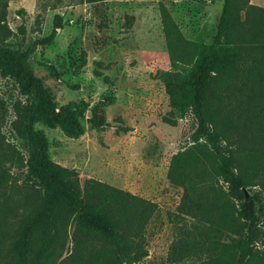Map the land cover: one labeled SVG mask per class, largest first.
Masks as SVG:
<instances>
[{
	"label": "rangeland",
	"instance_id": "obj_1",
	"mask_svg": "<svg viewBox=\"0 0 264 264\" xmlns=\"http://www.w3.org/2000/svg\"><path fill=\"white\" fill-rule=\"evenodd\" d=\"M239 1L240 5L264 7V0ZM142 4L133 8L119 0H0V8L6 6L5 23L14 33L7 45L15 51L23 52L33 41L47 36L56 16L61 17L53 42L38 45L26 63L42 81L55 111L73 110L83 127L82 134L73 136L58 125L34 123L33 137L41 133L44 141L32 153L33 139L24 137L21 123L31 96L0 71V201L6 200L12 208L7 216L2 207L0 226L14 220V211L18 218L17 186L29 165L39 164L37 156L43 153L46 159L76 169L82 187L87 179H96L156 204L144 232L148 255L139 264H192L206 257L204 234L208 228L200 214H193L198 193L191 199L184 185L194 180L199 184L195 172L212 171L213 165L206 160L212 147L204 139L194 141L198 123L191 111L182 117L170 114L165 81L181 72L172 62L193 60L187 40L213 41L222 0ZM162 9L176 25L170 36L164 31ZM131 12L135 13L132 19ZM243 15L240 10V18ZM21 27L24 33H20ZM221 82L215 81L213 91L225 97L227 106L233 98H227L230 93ZM239 88L232 92L242 100L246 94ZM240 110L237 107L232 117ZM92 115L107 125L96 126L90 120ZM165 118L175 120V125ZM217 141L226 145L220 138ZM20 159H24V167H20ZM208 180L218 190H226L220 177ZM245 192L248 197L258 193L255 211L259 222H264V190L253 186ZM204 197L209 200L211 195ZM72 231L71 224L60 259L70 255ZM208 232L214 236L213 231Z\"/></svg>",
	"mask_w": 264,
	"mask_h": 264
},
{
	"label": "trees",
	"instance_id": "obj_2",
	"mask_svg": "<svg viewBox=\"0 0 264 264\" xmlns=\"http://www.w3.org/2000/svg\"><path fill=\"white\" fill-rule=\"evenodd\" d=\"M240 2L222 0L213 41L187 40L193 60L186 64L172 62L181 72L165 81L170 114L182 117L191 111L198 123L194 141L204 139L212 147L206 157L213 165L212 171L195 172L199 184L194 180L184 185L191 199L198 193L193 214H200L199 219L204 218L208 228L204 234L206 257L192 264H264V222H259L255 211L259 195L256 192L248 197L245 192L253 186L264 190V7ZM5 7L0 8V71L13 77L31 96L21 123L24 137L33 139V153L44 141L41 133L33 137L34 123L58 125L73 136L82 134L83 127L73 110L55 111L42 81L26 63L38 45L53 42L62 25L61 17L56 16L47 36L36 39L23 52L15 51L7 45L14 33L5 23ZM240 10H244L243 18ZM161 20L167 36L172 35L176 25L165 9ZM19 30L24 33L22 27ZM216 80L229 91L227 98H233L230 105L225 106V97L213 91ZM239 86L246 94L242 100L232 92ZM237 107L241 110L232 117ZM90 120L96 126L107 125L94 115ZM165 120L171 125L176 123ZM217 138L226 145H219ZM44 156H37L39 164L31 163L24 186H17L18 218L14 211L15 221L0 226V264H67V260L70 264H139L148 255L144 232L156 204L96 179H87L82 187L76 169ZM191 160L196 167L195 160ZM18 162L20 167L25 166L24 159ZM186 163L190 165L187 159ZM214 176L221 178L226 190L206 183ZM203 194L211 197L208 200ZM3 206L9 216L12 208L6 200L0 201V212ZM71 224L73 246L70 255L60 259ZM222 235L225 240H221Z\"/></svg>",
	"mask_w": 264,
	"mask_h": 264
},
{
	"label": "crops",
	"instance_id": "obj_3",
	"mask_svg": "<svg viewBox=\"0 0 264 264\" xmlns=\"http://www.w3.org/2000/svg\"><path fill=\"white\" fill-rule=\"evenodd\" d=\"M121 5H125L127 7H138L139 4H142L144 2L146 5L151 6L152 4H159V2H163L165 0H119ZM143 5V4H142ZM133 14V15H132ZM133 12H131V15L129 17H134Z\"/></svg>",
	"mask_w": 264,
	"mask_h": 264
}]
</instances>
